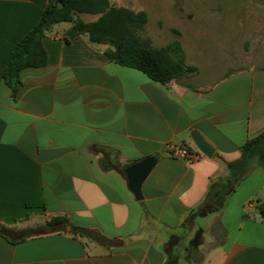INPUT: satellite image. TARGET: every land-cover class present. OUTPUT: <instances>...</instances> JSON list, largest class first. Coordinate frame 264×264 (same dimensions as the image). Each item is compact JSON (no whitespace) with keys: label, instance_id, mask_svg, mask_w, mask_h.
I'll return each instance as SVG.
<instances>
[{"label":"crops","instance_id":"0c3cea01","mask_svg":"<svg viewBox=\"0 0 264 264\" xmlns=\"http://www.w3.org/2000/svg\"><path fill=\"white\" fill-rule=\"evenodd\" d=\"M47 4L0 0V264H181L203 253L204 235L209 251L199 264H264V170L221 213L190 220L264 132V66L208 84L189 64L197 70L161 84L63 23L43 39L47 65L23 70L13 94L5 67ZM169 144L195 160L173 158ZM150 157L157 162L137 200L127 169ZM55 218L63 221L47 226Z\"/></svg>","mask_w":264,"mask_h":264},{"label":"trees","instance_id":"16d2710c","mask_svg":"<svg viewBox=\"0 0 264 264\" xmlns=\"http://www.w3.org/2000/svg\"><path fill=\"white\" fill-rule=\"evenodd\" d=\"M84 16L98 18L87 22ZM128 22L131 26H145L148 15L144 11L114 7L110 0H48L39 22L14 46L3 73L4 81L15 94L23 70L46 66L47 52L43 39L55 25L62 23H71L81 36L90 33V40L105 46L104 52L111 60L144 73L154 82L167 84L197 70L194 66L185 65V56L178 41L160 49L152 48L142 43L140 36L127 26ZM255 166L264 169V132L250 139L243 147L241 157L228 164L229 175L211 186L203 203L191 212L190 220L223 211L239 182L254 171ZM259 211L264 219V206H260ZM62 221L55 218L47 226Z\"/></svg>","mask_w":264,"mask_h":264},{"label":"rangeland","instance_id":"374dc122","mask_svg":"<svg viewBox=\"0 0 264 264\" xmlns=\"http://www.w3.org/2000/svg\"><path fill=\"white\" fill-rule=\"evenodd\" d=\"M110 3L134 12L144 11L148 15L145 26H131L129 22L127 26L152 48L160 49L178 41L185 65L200 68V82L214 83L240 67L264 66V0H110ZM97 18L84 16L87 22ZM254 168L249 175L264 170ZM244 180H239L238 186ZM219 230V222L213 220L211 231L217 234ZM202 238L197 247L203 253L193 252V260L183 255L181 264H199L208 256L210 238L206 235Z\"/></svg>","mask_w":264,"mask_h":264},{"label":"water","instance_id":"95a60500","mask_svg":"<svg viewBox=\"0 0 264 264\" xmlns=\"http://www.w3.org/2000/svg\"><path fill=\"white\" fill-rule=\"evenodd\" d=\"M85 37L89 39L90 44L94 45L95 47H98V44H95L90 40L91 37L90 33L86 34ZM111 49L113 51H116L115 47H111ZM192 139L196 144L198 150L203 155H205L208 158H212L214 154V149L206 142V140L198 132H193ZM156 162H157L156 158L150 157L127 169L130 188L137 200L143 199V195H142L143 183L146 181V179L152 172L153 168L156 165Z\"/></svg>","mask_w":264,"mask_h":264},{"label":"built area","instance_id":"2783aa9c","mask_svg":"<svg viewBox=\"0 0 264 264\" xmlns=\"http://www.w3.org/2000/svg\"><path fill=\"white\" fill-rule=\"evenodd\" d=\"M168 150H169L170 155L175 159L191 162L195 160L196 158V155L184 146H177V145L169 144Z\"/></svg>","mask_w":264,"mask_h":264}]
</instances>
